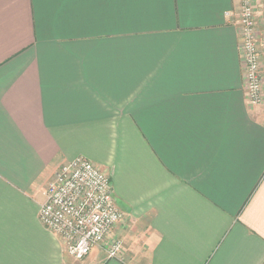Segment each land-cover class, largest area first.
<instances>
[{
	"label": "crops",
	"instance_id": "1",
	"mask_svg": "<svg viewBox=\"0 0 264 264\" xmlns=\"http://www.w3.org/2000/svg\"><path fill=\"white\" fill-rule=\"evenodd\" d=\"M240 1L0 0V264H264ZM76 158L110 178L116 258L76 261L40 222Z\"/></svg>",
	"mask_w": 264,
	"mask_h": 264
},
{
	"label": "built area",
	"instance_id": "2",
	"mask_svg": "<svg viewBox=\"0 0 264 264\" xmlns=\"http://www.w3.org/2000/svg\"><path fill=\"white\" fill-rule=\"evenodd\" d=\"M238 16L246 95L249 104L256 106L263 101L260 58L264 56V0H241ZM39 219L60 240L66 255L76 261L85 259L97 246H104L110 259L121 251L114 228L123 213L114 201L110 178L84 158L63 165L47 185Z\"/></svg>",
	"mask_w": 264,
	"mask_h": 264
},
{
	"label": "bare ground",
	"instance_id": "3",
	"mask_svg": "<svg viewBox=\"0 0 264 264\" xmlns=\"http://www.w3.org/2000/svg\"><path fill=\"white\" fill-rule=\"evenodd\" d=\"M108 257V256H107Z\"/></svg>",
	"mask_w": 264,
	"mask_h": 264
}]
</instances>
